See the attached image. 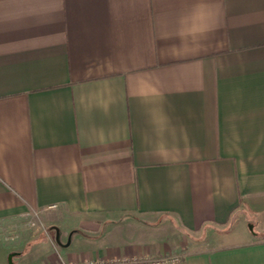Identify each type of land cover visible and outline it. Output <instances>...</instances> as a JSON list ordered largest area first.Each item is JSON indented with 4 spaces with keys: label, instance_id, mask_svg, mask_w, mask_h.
Returning a JSON list of instances; mask_svg holds the SVG:
<instances>
[{
    "label": "crops",
    "instance_id": "crops-1",
    "mask_svg": "<svg viewBox=\"0 0 264 264\" xmlns=\"http://www.w3.org/2000/svg\"><path fill=\"white\" fill-rule=\"evenodd\" d=\"M248 214L264 0H0V264H264Z\"/></svg>",
    "mask_w": 264,
    "mask_h": 264
},
{
    "label": "built area",
    "instance_id": "built-area-1",
    "mask_svg": "<svg viewBox=\"0 0 264 264\" xmlns=\"http://www.w3.org/2000/svg\"><path fill=\"white\" fill-rule=\"evenodd\" d=\"M38 213H34L35 219H38ZM33 226L36 225V222L32 223ZM42 231L50 238L49 235V230L45 227H40ZM54 245V242H53ZM55 251L58 253V248L56 245H54ZM60 262L61 264H69L65 262L62 257L60 256ZM182 261L181 255H170L168 256H163L158 259H150L148 257H123L121 259H97L94 261H88L82 264H178ZM79 264V263H75Z\"/></svg>",
    "mask_w": 264,
    "mask_h": 264
},
{
    "label": "rangeland",
    "instance_id": "rangeland-1",
    "mask_svg": "<svg viewBox=\"0 0 264 264\" xmlns=\"http://www.w3.org/2000/svg\"><path fill=\"white\" fill-rule=\"evenodd\" d=\"M245 220H247V223H248L246 232L251 234V235H253L256 238L264 239V230L262 229L263 227L258 225V223H257L258 219L255 218L253 215L248 214V216H247V218ZM37 225H35V226H37ZM39 226L42 227V224H40ZM245 233L237 228L235 230V232H233V234L231 236L221 238L220 239V243L221 244H226V243H229V242H234L236 240L237 241H243V240H245V237H244ZM217 237L218 236H216V238ZM261 239H259V240H261ZM213 240L214 239L212 237H208L207 239H203L202 242L203 243L204 242H207V243L209 242L211 244V243L215 242Z\"/></svg>",
    "mask_w": 264,
    "mask_h": 264
},
{
    "label": "water",
    "instance_id": "water-1",
    "mask_svg": "<svg viewBox=\"0 0 264 264\" xmlns=\"http://www.w3.org/2000/svg\"><path fill=\"white\" fill-rule=\"evenodd\" d=\"M9 264H13L12 263V256L9 257Z\"/></svg>",
    "mask_w": 264,
    "mask_h": 264
}]
</instances>
